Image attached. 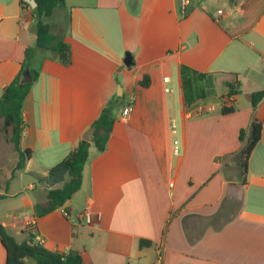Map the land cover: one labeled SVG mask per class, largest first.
Returning a JSON list of instances; mask_svg holds the SVG:
<instances>
[{"label":"crops","instance_id":"obj_1","mask_svg":"<svg viewBox=\"0 0 264 264\" xmlns=\"http://www.w3.org/2000/svg\"><path fill=\"white\" fill-rule=\"evenodd\" d=\"M20 1L0 0V95L36 44L31 9ZM57 10L48 23L71 62L44 52L38 60L39 49L31 56L40 76L24 100L21 148L32 154L10 180L18 160L0 150V223L18 242L33 227L46 248L78 251L84 264H155L160 253L162 264H264V98L255 108L250 99L264 90V0H65L52 16ZM182 66L220 91L201 85L204 99L187 105ZM145 75L148 87L140 85ZM110 102L116 122L106 150L91 144L81 189L37 217L35 206L64 183L51 186L49 171ZM224 105L235 111L221 114ZM254 120L262 135L243 173L239 152Z\"/></svg>","mask_w":264,"mask_h":264},{"label":"trees","instance_id":"obj_2","mask_svg":"<svg viewBox=\"0 0 264 264\" xmlns=\"http://www.w3.org/2000/svg\"><path fill=\"white\" fill-rule=\"evenodd\" d=\"M36 8H31L24 0L20 4L24 8H30L36 27V44L35 49L28 47L26 49L25 59L22 68L14 80L3 88L0 95V132H4L7 142L13 145L14 150L18 154V162L15 170L10 176V180L14 177L16 170L23 169L26 161L31 157L30 150H22L21 140L23 134V104L29 94L33 83L39 78L40 71L31 66L30 60L32 54L37 50L47 52V56L57 60L60 64L67 66L71 62L70 47L63 41L60 36L55 35L51 30V25L45 21L50 18L56 8L65 7V0H35ZM30 71L32 82L22 83L24 72ZM182 86L184 91L185 103L192 105L198 100L204 99V90L201 82L205 78V74L199 73L188 67L182 66L181 70ZM235 82L227 83L230 89L229 96L235 94L232 92ZM150 84L149 76L145 75L140 81V85L148 87ZM264 98V90H260L251 94V106L255 108ZM116 102H110L104 108L100 116L93 123L95 132L92 136V142L96 144L99 153L106 150L109 136L112 132L116 117L113 114V108ZM235 111L233 107L222 106L221 114L228 115ZM262 135V123L254 120L252 129L248 139L245 140L239 152L240 166L243 173L246 172L247 163L250 155ZM245 139V132L242 130L239 135L240 142ZM91 142L81 140L76 148L72 150L60 163L53 167L49 173H58L60 170H66V178L61 188H53L49 190L47 201L44 204L35 206V215L37 217L46 215L59 208H62L72 196L81 189L83 172L86 162L89 159ZM47 179V177H46ZM3 198L0 195V200ZM27 240L18 242L0 223V241L6 250V264H84L83 258L78 251L75 250H50L46 248L42 242L37 240V234L31 227ZM146 240L140 241V247L149 245Z\"/></svg>","mask_w":264,"mask_h":264},{"label":"rangeland","instance_id":"obj_3","mask_svg":"<svg viewBox=\"0 0 264 264\" xmlns=\"http://www.w3.org/2000/svg\"><path fill=\"white\" fill-rule=\"evenodd\" d=\"M60 12V10H57V12H55V16H51L48 19H45L46 22H49L52 26H54L55 24V20H56V15ZM34 31H35V26H34ZM35 49V46L32 47ZM39 52V56H38V60H41L42 57L45 55L44 52L42 50H37ZM33 55V54H32ZM47 56V55H46ZM214 82V80L212 79H208V80H204L201 85L203 87H205L207 89V92L210 93H218V91H220L221 88H219L217 85H211ZM241 97V95H240ZM246 101V98H244V96H242L241 98V104H243V102ZM176 127H177V134L175 135V139L178 141V147L180 149V151L182 152V145H181V141H180V131H179V121L178 119L176 120ZM0 150L2 151V154L5 155L7 158H11L13 159V161L18 160V154L17 152L14 150L13 145L9 142H7L6 140V135L4 132H0ZM35 181L34 179H30ZM63 184H59V187H62Z\"/></svg>","mask_w":264,"mask_h":264},{"label":"water","instance_id":"obj_4","mask_svg":"<svg viewBox=\"0 0 264 264\" xmlns=\"http://www.w3.org/2000/svg\"><path fill=\"white\" fill-rule=\"evenodd\" d=\"M25 2H27L31 8H36L37 7V3L35 0H24ZM134 59H133V55L130 52H127L125 57H124V65L128 68L132 67L134 65ZM32 82V76L30 74L29 70H26L24 72V76H23V80L22 83L27 84V83H31ZM117 95L118 96H122V88L119 86L118 87V91H117ZM95 132V127H91L82 137L83 140L91 142V144L93 146H95L96 144L94 142H92V136L93 133ZM67 173L66 170H60L58 173L54 174V173H49L48 174V181L49 184L51 186L56 185L57 183L60 182H64L65 180V174Z\"/></svg>","mask_w":264,"mask_h":264},{"label":"built area","instance_id":"obj_5","mask_svg":"<svg viewBox=\"0 0 264 264\" xmlns=\"http://www.w3.org/2000/svg\"><path fill=\"white\" fill-rule=\"evenodd\" d=\"M183 1L186 2L187 0H183ZM219 12L222 13V11H219ZM163 81H164V83H169L170 82L169 77H165L163 79ZM165 92L170 93V92H172V90L169 87H166L165 88ZM132 110H133V100L130 101V104L124 110L123 115H125V116L128 115L129 113L132 112ZM171 129H172V134H176V126L174 124V121H172V123H171ZM178 145H179L178 144V141L176 139H174V141H173V154L175 156L179 155V153H180V149H179ZM63 213H64V215L66 217L69 216V214L67 213V211H63ZM82 216L85 218V220H86L87 223H91V214H90V212L88 210L85 211L82 214ZM37 240L39 242H42V238L39 237L38 235H37ZM162 263H163V255H162V253H160L158 255V257H157V260H156L155 264H162Z\"/></svg>","mask_w":264,"mask_h":264}]
</instances>
